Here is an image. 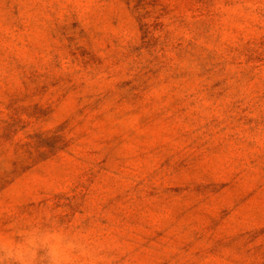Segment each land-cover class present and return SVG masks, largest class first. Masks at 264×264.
Masks as SVG:
<instances>
[{
	"label": "rangeland",
	"instance_id": "374dc122",
	"mask_svg": "<svg viewBox=\"0 0 264 264\" xmlns=\"http://www.w3.org/2000/svg\"><path fill=\"white\" fill-rule=\"evenodd\" d=\"M0 264H264V0H0Z\"/></svg>",
	"mask_w": 264,
	"mask_h": 264
}]
</instances>
